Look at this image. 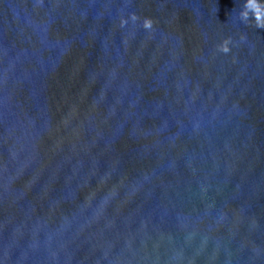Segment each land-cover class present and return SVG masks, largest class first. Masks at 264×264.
I'll list each match as a JSON object with an SVG mask.
<instances>
[{
	"label": "water",
	"instance_id": "obj_1",
	"mask_svg": "<svg viewBox=\"0 0 264 264\" xmlns=\"http://www.w3.org/2000/svg\"><path fill=\"white\" fill-rule=\"evenodd\" d=\"M253 14L0 0V264H264Z\"/></svg>",
	"mask_w": 264,
	"mask_h": 264
},
{
	"label": "clouds",
	"instance_id": "obj_2",
	"mask_svg": "<svg viewBox=\"0 0 264 264\" xmlns=\"http://www.w3.org/2000/svg\"><path fill=\"white\" fill-rule=\"evenodd\" d=\"M250 13L252 14L251 9L247 10V14L245 13L244 10L239 12L238 17H239L240 22L244 24H248L249 23L248 18H249ZM254 17H255V24L257 26L264 27V14H261L260 16L254 15Z\"/></svg>",
	"mask_w": 264,
	"mask_h": 264
}]
</instances>
